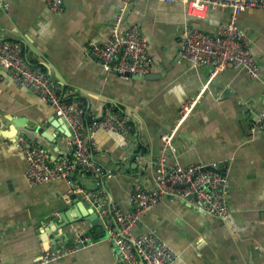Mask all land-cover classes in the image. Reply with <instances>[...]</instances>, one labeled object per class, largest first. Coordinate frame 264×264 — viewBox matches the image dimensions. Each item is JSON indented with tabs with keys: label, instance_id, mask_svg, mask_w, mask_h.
I'll list each match as a JSON object with an SVG mask.
<instances>
[{
	"label": "crops",
	"instance_id": "0c3cea01",
	"mask_svg": "<svg viewBox=\"0 0 264 264\" xmlns=\"http://www.w3.org/2000/svg\"><path fill=\"white\" fill-rule=\"evenodd\" d=\"M62 1V9L53 12L46 0H0L6 5L0 10V36L19 40L27 61L43 67L65 99L79 100L86 117L100 116L106 107L122 109L132 114L134 127L129 136L115 130L95 132L93 160L110 176L76 168L70 182L57 178L31 184L17 137L25 136L57 157L71 154V136L49 102L17 85L0 67L3 259L29 264L58 243L77 242L87 231L90 244L46 264H123L107 239L112 218L105 229L79 218L55 229L54 218L74 205L73 192L100 194L122 210L130 209L133 189L155 186L153 161L161 134L173 131L181 164L214 163L226 173L229 214L222 219L188 198L167 195L145 212L133 232L154 233L166 242L176 252L171 264H264V133L250 130L263 106L264 9L247 7L237 16L260 68L255 78L243 67L212 74L210 65L179 55L186 26L214 32L229 20L230 8L212 6L196 16L182 0ZM115 24L121 30L134 26L145 38L152 61L147 74L120 75L105 70L93 56L94 46L110 37ZM189 102L192 107L179 122ZM166 160L172 163L173 156L169 153Z\"/></svg>",
	"mask_w": 264,
	"mask_h": 264
},
{
	"label": "built area",
	"instance_id": "2783aa9c",
	"mask_svg": "<svg viewBox=\"0 0 264 264\" xmlns=\"http://www.w3.org/2000/svg\"><path fill=\"white\" fill-rule=\"evenodd\" d=\"M182 1L191 15L203 16L212 6L230 8L231 15L229 20L220 24L214 32L186 26L181 34L179 55L193 64L210 65L212 74L226 67H243L252 77L258 78L260 68L249 49L245 31L237 24V16L247 7L264 9V0ZM46 3L51 11L59 12L63 1L46 0ZM4 8L6 5L0 4V10ZM111 33L106 41L92 49L93 56L101 66L105 70L115 71L124 76L147 74L152 61L147 52L146 40L139 30L134 26L121 30L115 24ZM0 67L7 69L17 85L28 87L49 102L55 115L63 117L72 129V148L69 156L53 157L36 142L22 135L17 137L18 149L27 162L25 177L31 184H41L57 178L70 182V175L76 168L97 177L103 173L111 175V172L104 171L103 167L93 160V153L97 147L94 135L98 129L115 130L127 136L131 135L134 125L130 112L106 107L100 116L86 117L79 100L65 99L58 82L52 80L43 67L27 61L23 44L19 40L0 36ZM191 107L192 102L183 106L179 122ZM250 130L264 133V96L261 110L250 122ZM173 135V131L161 134L160 152L153 161L155 186L133 189L130 209L122 210L104 196L85 192L81 188L87 198L95 199L97 205L102 206L101 214L105 216L107 223L109 218L114 220L115 224L108 227L107 239L114 243L123 264H171L174 261L176 252L156 234L133 232L134 226L145 212L156 205L163 196L188 198L198 209L222 219L229 214V180L226 173L214 163L198 161L181 164L173 144ZM169 153L173 156L172 163L166 160ZM90 243L91 239L88 237H82L73 244L58 243L42 252L29 264H46ZM0 264L16 263L6 262L0 251Z\"/></svg>",
	"mask_w": 264,
	"mask_h": 264
},
{
	"label": "water",
	"instance_id": "95a60500",
	"mask_svg": "<svg viewBox=\"0 0 264 264\" xmlns=\"http://www.w3.org/2000/svg\"><path fill=\"white\" fill-rule=\"evenodd\" d=\"M57 120L63 125L62 127L64 133L71 136L72 129L68 125L67 121L63 117H59ZM17 124L18 126L21 125L20 123ZM70 197L74 201V205L71 206V208H67L59 216L54 218V221L57 225L55 229L64 227L71 222H75V220H78L77 218H79L81 222L87 221L91 227L102 226L105 229V224H107V221L105 216L101 214L102 206H98L95 199H89L86 197L85 193L80 194L78 192H73ZM72 212H76L75 215H72ZM62 234L64 233L62 232ZM62 234H58L56 237H59ZM87 236H89V232L87 231L81 235V237Z\"/></svg>",
	"mask_w": 264,
	"mask_h": 264
}]
</instances>
